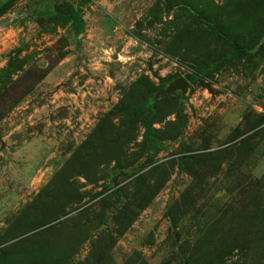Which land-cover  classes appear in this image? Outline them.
<instances>
[{
    "label": "rangeland",
    "instance_id": "1",
    "mask_svg": "<svg viewBox=\"0 0 264 264\" xmlns=\"http://www.w3.org/2000/svg\"><path fill=\"white\" fill-rule=\"evenodd\" d=\"M252 1L253 23L251 0L10 2L0 264H264V0ZM197 14L257 55L230 58ZM176 79L186 91L163 94Z\"/></svg>",
    "mask_w": 264,
    "mask_h": 264
},
{
    "label": "trees",
    "instance_id": "2",
    "mask_svg": "<svg viewBox=\"0 0 264 264\" xmlns=\"http://www.w3.org/2000/svg\"><path fill=\"white\" fill-rule=\"evenodd\" d=\"M12 0H8L7 2L1 3L0 4V15H2L7 7H9V4ZM252 1L247 3L248 5V12L251 14V22L253 23V20L255 19V15L253 14L254 9L257 8L256 2ZM261 4L258 3V8ZM262 6V5H261ZM72 16V23H73V30L75 35H80L82 34L83 30L85 29V21L83 19V16L81 14L76 15V11L71 14ZM197 18L202 24H205L213 33H215L219 38H221L227 45L235 49V52L231 55L230 58L234 59H244V58H252L257 55L258 52L253 53V54H247L245 50L241 48L239 44L227 33H225V30L221 28L216 22L212 21L209 19L207 16L203 14H197ZM264 26V22L262 23L260 20H258V30L261 29ZM264 38V31L260 34L258 37V40L255 42V46H258L261 40ZM254 46V45H253ZM259 49H264V41L263 43L259 46ZM191 81H195L194 77H191ZM144 107L147 108V103L144 104ZM152 122H153V116L145 117L143 119V124H144V141L147 143H150L152 147L155 146V143L157 142L154 138V129L152 127Z\"/></svg>",
    "mask_w": 264,
    "mask_h": 264
},
{
    "label": "water",
    "instance_id": "3",
    "mask_svg": "<svg viewBox=\"0 0 264 264\" xmlns=\"http://www.w3.org/2000/svg\"><path fill=\"white\" fill-rule=\"evenodd\" d=\"M187 83L183 79H176L173 81L163 94H170L176 91L185 92L187 89Z\"/></svg>",
    "mask_w": 264,
    "mask_h": 264
}]
</instances>
